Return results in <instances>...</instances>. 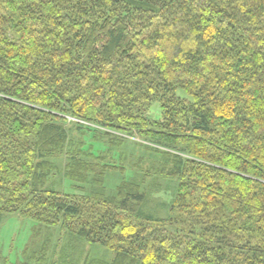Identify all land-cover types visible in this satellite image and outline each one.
I'll use <instances>...</instances> for the list:
<instances>
[{
	"label": "trees",
	"instance_id": "trees-1",
	"mask_svg": "<svg viewBox=\"0 0 264 264\" xmlns=\"http://www.w3.org/2000/svg\"><path fill=\"white\" fill-rule=\"evenodd\" d=\"M6 215L112 254L18 264H264V0H0Z\"/></svg>",
	"mask_w": 264,
	"mask_h": 264
},
{
	"label": "rangeland",
	"instance_id": "rangeland-1",
	"mask_svg": "<svg viewBox=\"0 0 264 264\" xmlns=\"http://www.w3.org/2000/svg\"><path fill=\"white\" fill-rule=\"evenodd\" d=\"M137 140L138 139H134V141ZM97 146L101 147V145ZM123 152L133 155L140 154V152L130 144H127ZM113 158L117 165L119 161L117 162L118 159L116 154H114ZM64 164L65 162L63 160L60 164L61 168ZM127 175L130 176L132 174L129 172ZM119 180L120 178L118 175H109L106 179V192L113 191L115 186L119 183ZM149 181L153 182L152 180ZM55 182L60 185H56L57 189H62L67 193L71 192L70 183L61 176L57 177ZM155 183L157 187L153 188L152 197L148 202V210L156 218H166L170 214L167 203L172 199L175 183L164 178H160L158 181H155ZM34 227H37L36 223L18 215H6L3 218L0 223V264H18L22 262L24 259L22 256L24 249L35 250L46 240L52 242L57 240L59 248H66L61 241H65L66 239L63 235H61V237L58 236V232L50 235V233H52L51 231L54 230L50 229V232H48L44 230L45 228H42L40 232L34 233ZM66 252H68L67 254H72V252H74L76 258L80 257L83 259L88 255L89 258L95 260H108L112 256L111 252L104 249L102 246L83 241L74 249L67 246Z\"/></svg>",
	"mask_w": 264,
	"mask_h": 264
}]
</instances>
